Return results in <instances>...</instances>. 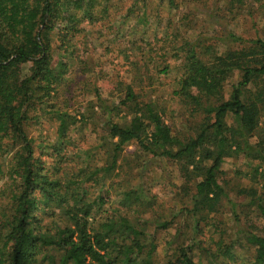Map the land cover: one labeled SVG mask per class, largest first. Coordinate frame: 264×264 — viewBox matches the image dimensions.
Masks as SVG:
<instances>
[{
	"label": "trees",
	"instance_id": "1",
	"mask_svg": "<svg viewBox=\"0 0 264 264\" xmlns=\"http://www.w3.org/2000/svg\"><path fill=\"white\" fill-rule=\"evenodd\" d=\"M222 1L0 0V264H200L195 248L209 264H264V233L248 226L244 243L226 242L216 223L197 217L227 196L220 182L226 157L259 161L256 171L264 178V27L263 34L258 29L252 36L222 28V19L235 20L252 0ZM164 9L169 14L163 25ZM223 9L227 15L220 14ZM197 12L219 21L215 36L190 37ZM126 19L135 20L131 31L123 29ZM88 26L111 35L99 62L88 59ZM140 26L145 27L141 36ZM76 71L93 74L84 82L89 93ZM173 71L172 96L184 107L189 127L199 124L191 131L178 129L179 111L169 116L153 96ZM127 73L129 80L123 78ZM82 96L88 108L70 112ZM46 121L54 126L52 143L49 136L30 132ZM83 124L97 134L94 145L86 137V149L71 134ZM131 144L176 162L185 179L191 207L184 202L180 212L194 221L184 242L162 262L156 259L157 235L169 230L178 214L136 222L113 208L100 220L92 210L109 211L104 197L85 199L88 183L116 168ZM71 145L85 155L77 167L66 154ZM98 154L112 162L94 165ZM68 174L73 178L66 182ZM133 192L124 200L135 198ZM245 193L264 219V184ZM231 203L236 210L238 203ZM38 209L46 211L48 221H40ZM204 228L215 231L200 239ZM247 247L253 254L242 257Z\"/></svg>",
	"mask_w": 264,
	"mask_h": 264
},
{
	"label": "rangeland",
	"instance_id": "2",
	"mask_svg": "<svg viewBox=\"0 0 264 264\" xmlns=\"http://www.w3.org/2000/svg\"><path fill=\"white\" fill-rule=\"evenodd\" d=\"M219 4L223 5L224 3L222 0H219L218 5ZM140 5L141 2L138 3V6ZM251 9L255 10L252 16L249 14ZM197 13L199 14V19H197L198 21L195 25V29L189 34L190 37L196 38L199 34L215 36L217 29L221 27V25L219 26V21H216L214 17H205L203 13ZM221 13H225L226 15L228 14L225 9L221 10L220 14ZM262 13L264 14V0H252L250 4L245 6L243 11L239 12L240 15L237 16L235 20L226 18L222 19L220 23L222 24V28H225V25H228L237 33L252 36L255 34L256 30L259 29L262 31L264 27V16ZM168 14L169 12L165 11V9L161 11L160 15L161 18H163V22L161 23L163 25L168 17ZM121 24L124 31H131L132 26L135 24V20L126 19L121 22ZM155 26L156 25L148 30L149 34H152V30ZM88 27L90 29L87 32V34H89V43L87 46L90 51L92 50L88 55V59L92 60L91 62H99L100 60H104L106 56L103 45L108 43L111 35H108L107 37L100 35L99 32L101 31L106 33L107 30L105 28L98 31L94 27ZM144 28V26L139 27V36H141L140 33L144 31ZM88 65L91 66L90 63ZM74 74L81 75V78L77 77V79L82 83V90L86 89L84 82L87 78L90 80L93 79L92 73L86 75L76 71ZM175 76V71H173L170 73V76L167 77L168 79H163V84L157 87L159 91L157 93L155 92L153 96H157L158 101L168 108L167 114L169 116L173 115L172 112L174 109L179 111V113L176 111L175 114L176 126L178 129L182 132H185L186 130L191 131L192 128L190 127H198L199 124L194 119L195 122H193L189 127L184 114V107L178 104L179 101L177 98H173V84L177 80ZM130 77L131 74L127 73L123 78L129 80ZM231 85L232 82L227 84V92L231 89ZM86 91L88 92L87 89ZM114 91H116V89ZM109 92L110 91L107 93ZM83 99L84 96L76 97L78 103L70 110V112L75 113L80 109L84 110V107L88 108V106H85ZM91 99H93V97H91ZM263 118L264 113H262V120ZM90 127L89 125L83 124L81 125V128L76 131H71L72 135L73 133L75 135L77 134L76 136L79 139V144L85 149L89 146L87 143L86 145L84 144L86 137L89 144L94 145L97 143V134L95 130L93 132L92 127ZM196 130L198 131V128ZM260 130L262 131V136H264V130ZM30 132L36 135V137L40 133H43L45 136H49L48 140L50 143L56 140L54 126H47V121L43 124V126L31 128ZM258 138V136L252 138L251 144L254 145V142L258 141ZM74 147L75 146L73 145L68 147L69 151L66 154L69 158L75 160L73 165L77 167L76 165L79 158L84 161L85 155H83L84 152H81L80 147L73 151ZM96 156V158H93V163L94 165L98 164L99 167L104 166L106 162L108 164L112 162L111 159L106 156L100 154ZM118 163L119 165L112 171L109 173L102 171L97 176V181L88 183L90 193L85 195V199L87 198V201H93L94 199L99 198L100 195L104 197V208L109 211H103V209H100L97 213L96 206H94L92 210L95 213L93 216L96 215L100 220L107 217L106 214L111 212L113 208L120 209L123 214L128 215L133 221L136 219V222L159 221V219L170 220V218L172 219L175 217L174 214H178V217L175 218V222L172 224L170 229L162 231L157 235L159 253L157 254L156 259L157 261L160 260L162 262L167 254L169 255L174 251L179 242H184L183 239L191 231L192 223L194 221H191L189 216L185 215V213L180 212L184 202L190 204L189 195L185 190H183V187H185V179L181 175V169H179V165L176 162L168 161L164 158L153 157L151 154L143 152L135 144L127 146L122 151ZM79 164L82 163L79 162ZM258 164L259 161L252 158L250 159L244 155L239 157L235 155L226 157L221 169L220 182L222 185H225L227 196H222L220 204L214 211H204L203 213L197 215V217H205V220L202 221V223H216L218 226V233L222 235L226 242L236 241L237 243H244L242 237H244V229L248 226H250L256 233H264V219L258 213L256 205L251 203L253 196L245 193V190H251L252 188L260 189L262 184H264L263 176L256 171ZM83 165H85V163H83ZM94 167L95 166H92L90 169L92 170ZM261 171L262 169H260V172ZM71 178L73 177L68 174L65 181L67 182V180ZM103 178L105 179L103 180ZM132 189L136 190V193L133 192V196L136 197H132L131 199L125 201L124 195ZM191 192H193V190H191ZM242 192H244V194ZM149 198H153V200H150ZM148 201L151 203H148ZM231 201L238 203L236 210L233 209ZM189 206L191 207V204ZM35 215L40 218L41 222H46L49 219L46 211L42 209L36 210ZM214 231L215 229L204 228V236L200 235L199 238L207 239ZM169 241H172L173 244H169ZM213 249H216L214 245ZM239 249V253L243 252L241 247ZM244 253L245 254H243L242 257H251L253 250L247 247ZM193 254L198 263L209 264V258L206 255L201 256L199 249L195 248Z\"/></svg>",
	"mask_w": 264,
	"mask_h": 264
}]
</instances>
